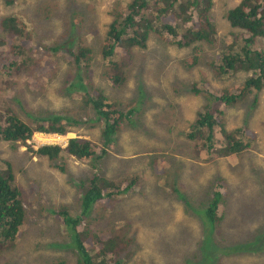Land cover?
Masks as SVG:
<instances>
[{"label":"rangeland","instance_id":"rangeland-1","mask_svg":"<svg viewBox=\"0 0 264 264\" xmlns=\"http://www.w3.org/2000/svg\"><path fill=\"white\" fill-rule=\"evenodd\" d=\"M52 1L53 0H14L12 2L14 4L9 5L6 1L4 2L3 0H0V15L17 14L26 10L28 11L26 13L28 23H33L37 21V11L41 9L42 6L51 4ZM84 1L86 2L90 0ZM115 1L118 0H94V3L91 5L92 9L87 12H82L81 18H85V22L82 24L83 27L81 26V31L84 32L86 30L83 36L87 44L94 45L96 41L100 42L103 40L102 37H99L100 35L96 40L93 39V29L88 28L87 19L98 24L96 29H99L101 32L108 26L107 22L112 16L110 11L115 6ZM229 1L230 0H212L210 17L215 24L214 29L216 30L211 36V38L214 37L211 44L212 46L210 43L206 46L204 44L205 42L200 41L192 44V47L190 46L189 48H180L172 42H169L167 47H164L161 41H159L153 34H150L147 39L145 48L134 46L136 52L138 50L141 52V57L145 59V62L144 64H135V67L131 69L130 73L144 84V91H157L160 90L162 86H165V89L156 96L151 92L149 94L150 99H142V101L145 104H148V107L151 108L149 112L137 114L138 110L132 111V114L130 115L131 118H128L125 124V131L121 132V144L124 146V149L118 156V159L121 158V161L110 160V164L112 166L119 165L122 161H125L133 169H130L133 174L135 172L141 176L139 182H142L144 187L142 188V185H139V182H137L135 185V191L129 187H127V191H124L126 187L125 184L128 183L127 181L131 180L132 177H130V179L122 177V183L120 184L119 189L124 192L119 193L118 189H113L117 193L116 196L112 195L114 197H110V201L108 200V197H105L106 202L103 201L105 199L98 201L95 204V207H97H94L95 209H93L87 216L86 220V222H89L90 226L96 224L98 226L96 227L97 230H104V232L107 233H109L110 230L113 231L114 226L117 228L116 231L122 228H128L126 234H122L124 242L119 245L120 252L126 251L122 254L124 257L120 256L116 246L112 249V251L117 253L118 258L123 260V264H137L138 260L136 259L140 256L151 257V261H155L156 264H193L195 263L193 259L199 257L200 263L203 264L205 261L204 259L202 260L205 254L204 250L212 247H214V251L218 250L220 252L224 251V249L220 247H228L230 250L241 249L234 253L232 258V263L234 264H264V257L261 259L260 257H257V254L247 253L243 247L240 248L241 244L238 242L240 239L249 242L252 241L248 233L252 232V235L250 236H255L256 231L251 228L248 218H264V212H262L257 206H254L250 209L242 208V212L239 213L237 206L239 204L244 205L252 203L251 200H253V198L257 201L264 199L257 195L259 192H262L264 195V191H259L260 185H263L264 188V165L256 166V171L254 173H247L245 170H242L245 169L246 166L235 164V161H238V157L241 156V153L235 154L236 152H234L229 155H220L219 158L213 154L211 150L207 151V155L210 153L209 157L206 158L204 162H201L200 160L206 156L203 155L206 153V147L200 145L201 143L197 140V137L199 136L191 139V141L186 139V134L191 130L190 125L193 123L196 115L198 117V113L195 115L197 108L194 103L197 102L195 94H198L197 92L201 91L200 87L203 88L206 86V91L218 94L217 90H219V87L221 86L230 89V91L237 92L239 91L240 85L242 86V84H246V73L239 69L235 71H232V69L227 73L228 75L225 74L227 75L225 78H218L221 74L218 73L217 75H214V71H212V69L210 70V64H208L207 67L200 63V61L192 63L189 59H184L188 53L190 54V51L200 45L202 51L198 49L195 51L194 49L197 58L201 59L204 56V58H207L208 62L212 61L219 65L222 61L224 43L230 40L237 44L242 43L243 38L246 37V33L239 28L232 27L226 19L228 8L234 4L231 3L228 5ZM127 2L128 0H120L119 4L124 6ZM59 5L60 7L65 6L64 1L60 0ZM57 10L58 4L52 5L48 19L54 21H50L49 24L51 26L47 25L44 28L37 30L39 34L51 37L46 43H48L50 39H54L53 37H55V35H60L63 17L55 20L57 18ZM157 12L158 10L154 12L153 19H155ZM1 17L2 16H0V18ZM20 17L25 21L24 15H20ZM166 17H170V19L167 20L169 24L179 23L178 21L180 18H178L175 12L173 15H166ZM74 23L76 24V27L79 24L76 19L73 18V24ZM33 24L39 26L44 23H41L39 20L38 23ZM192 25L193 24L190 22L186 23V26L190 28ZM197 27L198 25L195 26V28ZM240 38H242V40L239 41L238 39ZM78 42L77 37H74L72 40L74 50ZM52 44L53 43H48L49 46ZM69 44V42L64 43L63 48L66 51L69 48L67 47ZM3 47V45H0V50L3 49ZM155 50H157V52L154 53ZM39 52L38 55L43 56L41 48H39ZM60 52L63 53L64 51H57L53 56L49 55L47 64L49 65L50 72L45 74L44 79H42L41 75L36 77L35 72L32 78L24 77L15 83L33 84L34 77V83L42 80L45 81L43 84V91L40 92L39 95L33 96L31 100H25L23 105L24 111L27 110L36 113L41 111L42 108L47 107L52 110L58 109V113L64 115L72 110L71 105L77 102V104L82 106L85 110L83 114L80 113L85 123L78 131L80 135L77 138H89L90 140L91 137L98 135L99 128L104 126L105 122L104 120L96 119V111L85 104V95H82L80 87L86 84H102L105 78L107 81L110 79L107 77L104 78L102 75L101 68L105 66L102 65L98 53H95L96 59H90L87 61L89 66L98 64V67H89L91 73L90 76L95 77L94 79H86L85 74H83L84 67L80 69L79 76H76L73 72L69 74L70 76L66 75L63 73L65 68L64 64L73 61L74 56L65 58L64 60L57 59ZM192 56L193 54H190V57ZM19 59H21L20 56ZM186 62H188L189 66L185 64ZM41 64L45 65L46 62L42 61ZM84 64L85 61L81 63L82 66H84ZM109 72L116 76L115 71L111 68H109ZM4 73L9 75L8 72ZM251 74L252 73L250 72V75ZM66 76H69V79L74 77L77 81V84H74L73 88V91L76 89L77 92H74L73 95L69 97V100L65 96H62L61 92L56 90V88L63 87L61 89H64L66 87L67 84H64L65 79L67 78ZM189 76L198 77V81L193 80V78H190ZM182 80L189 84H182ZM174 83L180 88L179 91H181L186 103L185 105L183 98L178 100V105L183 107L182 110L185 117L177 124V128L185 129L184 127H187L188 130L184 131L185 134L182 138H173V140L170 141L169 139L165 144H157L155 142L157 137L162 135L160 134L161 130L163 129L162 133L166 131L165 126H163V128L161 126V124L165 122L166 115L162 111L163 109L161 106L159 107L161 101L156 97L161 98L164 93L169 92L171 88H173L172 86H169V84ZM199 84H201V86ZM120 86L121 85H110L107 89V92L109 93L104 94L105 97L114 102L117 107L120 106L125 110L133 106L141 105L136 104L138 98L141 97L138 95H131V90L127 91V87L124 92H121L119 89ZM149 88L150 90H147ZM179 91L175 90L177 94H179ZM250 93L251 94H249L246 99L250 102L257 99V107L249 121V125H242V118L249 111V105L247 106L248 108L246 105L240 104L227 106L221 116L222 118L226 115L228 116L227 118L230 119L231 122L228 125L229 128H247L250 132L254 134L257 133L256 140L252 144H250L251 140L248 141L250 145L247 148V153L250 156H246V161L251 158L255 163L264 164V85L260 87L258 91L255 90ZM70 100L71 102H69ZM8 104L9 101L2 98L0 99V109L8 106ZM215 104L216 102H213V105ZM213 113L216 117L214 111ZM17 114L23 118L24 121L25 119H28L26 115L22 116L19 113ZM157 115H159L157 120L154 122L152 121L153 123L150 126L152 131H147V128L149 127H143L146 118L148 117L150 119L151 116L156 117ZM185 118H191V120ZM30 122L31 125L34 124L33 121ZM120 125L119 122L116 127ZM172 131H175V129ZM35 133L37 132H34L25 142H10L16 145L12 150L9 146L10 143L7 141H0V167H2L3 170L6 169L5 167H11L16 173L14 184L18 185V188L21 191L23 204L28 200L33 203L26 213V219L21 229L20 236L14 241L16 246L11 248L10 244L3 245L0 243V264H44V257L48 256L52 251L58 252L56 244H54V247L52 248L49 243L67 240L68 245L72 244L73 246L72 237L70 235L71 232L65 235V232L63 233L61 228H57L56 216H54V212H51L50 210L62 203L66 204L69 202L77 214V183L79 180L85 181L86 176L95 172L96 168L99 166V163L95 161H90L88 164L86 160L71 157L68 165L65 161H57L61 166V168H59V166L54 167L52 165V161L50 160L53 159H50L47 156H40L43 159L41 167L45 168L47 165L53 169L50 170V178L44 180L41 184L40 180L35 177V164L32 163V157L39 156L35 151L40 147L45 146L47 142L52 144H59V142L58 139L44 140L46 139L45 137L50 135H34ZM131 135H133L134 139L130 138L132 143H129V137ZM54 136L58 137L57 134H54ZM170 136H172V134H170ZM141 139H145L143 145ZM135 142L138 145H135ZM153 144H157L161 150L156 152ZM145 145L148 149L144 148ZM29 148H33L34 151ZM153 153L162 155L165 159L164 162H161L163 166L162 172L154 171L150 165L149 157L151 156L150 154ZM169 154L171 155L168 156ZM101 167L102 166H99L97 171ZM165 169L166 171L164 172ZM114 170L115 169H113L111 173H113ZM211 173H213V175H220L230 184V191L227 195L228 199L230 198L228 203V206L230 207L228 209L229 212L231 211L230 216H236L235 220L240 221L238 226L232 227L233 232L228 236L227 242L225 243L223 239L220 241L221 237L214 233L210 236L208 231L204 233L200 232L198 223L199 219L195 216L194 209H191L192 211L190 213L189 221L182 218L181 205H183L184 201L180 198V195L182 196L181 192H184L185 199L192 201V207H195V205H197L195 201L200 200V194H202L201 196H204L205 192H202L203 185L201 184V180H196L193 177L199 178L200 175L206 174L204 175L206 178L204 181L205 183L208 180H211ZM164 178L174 179V181H176L175 189L177 188L178 190L173 192L171 187L162 183ZM37 185L46 191L40 199V202L43 204L35 203L36 200L31 197L32 194L39 190ZM151 190L153 191V194H151ZM39 191L42 192V189ZM121 193H125L126 196L121 198L120 196L123 195ZM191 193L194 194L195 201ZM151 195H153L152 200L150 202L145 201L148 200ZM107 202L110 203L108 206H106L108 204ZM135 202H137V204ZM160 204L168 206L170 209L174 208V216H169L164 210L159 208ZM40 207L46 208L47 210L38 213ZM101 213L105 216L104 220L101 217ZM112 213H116L117 215L115 221L111 219ZM118 214L120 217H118ZM165 217H170L172 222H176L170 224L166 223ZM227 225L230 226L229 223ZM166 230H168V233H164ZM222 230L231 232L228 228H222ZM132 236L134 238V243L129 242V239L132 240ZM88 246H90L89 242ZM70 251L71 250L69 249L68 252ZM68 259L70 258L68 257ZM140 261L142 262V260ZM48 262L53 264L54 260L49 258Z\"/></svg>","mask_w":264,"mask_h":264},{"label":"trees","instance_id":"trees-1","mask_svg":"<svg viewBox=\"0 0 264 264\" xmlns=\"http://www.w3.org/2000/svg\"><path fill=\"white\" fill-rule=\"evenodd\" d=\"M5 1L6 3H11L12 0ZM56 1L58 0H53L51 5L57 3ZM62 1L65 3V9L63 11V15L59 16V18L63 17L60 35H55V37H53L54 39H50L48 41V43H53L50 46L46 43V41L51 37L37 32V30L44 28L50 23H45V21L49 20V8H41L37 11L39 17L37 21L40 20L41 23H44L37 27L32 26L31 23H24L19 19L15 20V18L10 17V15H0L2 16L0 18V45L4 46L3 49L0 50L1 70L4 69V65L9 63L10 66L14 68L13 74L22 75V78H24L23 75H29L31 73L32 75L28 77L32 78L33 74L36 72V77L41 75L42 79H44L45 74L50 72L49 65L47 64L49 55L53 56L57 51H64L65 53L60 52L57 59L64 60L65 58H70L72 56H74V58L73 61L68 64H64L65 68L63 73L69 75L73 72V74L79 76V72L81 71L80 69L84 67L83 74H85L86 77H89L91 74L89 67H98V64L89 66L87 61L90 59H96L95 53H98L101 60H106L105 67L102 70V75L110 79L112 83L111 85L119 86L121 85L119 82L124 84L126 83V72L131 74L130 71L134 68L132 64H144L145 59L141 57L142 54L139 50L137 52L135 51L134 46L137 45L145 48L147 41L146 38L149 37L150 34L155 35L164 47H167L169 42H172L177 46L189 48L192 44L199 41L208 42L211 36L216 32L214 29L215 24L211 21L210 17L212 0H128L124 6L116 7L112 10L111 13L113 17L109 22V27L103 37V40L95 43L94 45H90L86 44L80 27H76L75 23L73 24V18L76 19L78 23L82 24L81 14L88 7L89 1ZM119 1L120 0L117 2ZM247 2H250V4L248 6V10L245 11L244 6ZM156 10H158V12L155 19H153L154 12ZM174 12L178 18H180L178 21L179 23L169 24L167 20H169L170 17H166V15H173ZM227 19L233 27H244L251 31L250 34L252 36L261 34L262 37H264V0H245L240 7L238 6L230 9L227 12ZM188 22L193 24L191 28L186 26V23ZM196 25H198L197 28H195ZM74 37H77V41H82L76 44L75 50L72 46V40ZM238 40L240 41L242 38ZM245 41L246 47H248V45L252 47L253 39L252 41L251 39H246ZM63 42L70 43L69 46H67L69 47L67 51L63 48ZM39 48L42 49L43 56L38 55L40 53ZM260 48L263 52H252L250 49H246V58L243 57L245 61L241 62L239 65L235 63L234 65L236 68L232 71L238 69L243 71L249 61H252L256 68L258 66L264 67V48L263 46H260ZM194 49L195 51H197V49L200 50V45ZM194 49L190 51V54H193V56L190 57V54L188 53L189 56H185L184 59H189L192 63L200 61V63L208 67L207 58H204L203 56V58L198 59L197 54L194 53ZM155 52H157V50H155L154 53ZM19 56L21 59H19ZM42 61L46 62V64L42 65ZM83 61H85L84 66L81 65ZM127 63L128 67L125 72V67L122 66H126ZM185 64L189 66L188 62ZM109 68L115 71L116 76L109 72ZM211 69L214 71L210 65V70ZM1 70L0 88L13 86L19 88L20 92H18V95L13 99L6 100L9 101L8 107L15 108L16 112L11 117H8V119L5 118L2 120L3 123L6 122L8 125L6 127L0 126V140L25 142L31 137L34 131L65 133L68 129L78 130L85 123L83 122L80 114H83L85 110L82 106H79L77 102L71 105L72 110L65 115L59 114L58 109L52 110L44 107L41 111L36 113L29 111L26 112L25 115L28 119H25L24 121V119L17 113L24 116L23 105L25 100H31L33 97L32 94H27L25 89L29 86H35L37 91L41 89L43 90V84H35L37 83H34L35 77L33 79V84H15L16 82L13 81L12 77L5 74ZM213 74L217 75L215 72ZM227 75H221L218 76V78H225ZM67 80L68 78L65 79L64 84L67 83ZM181 82L182 84H189L183 80ZM245 83L248 84L249 80L246 79ZM74 84V81L68 84V86L65 87V91L67 93H71L74 88ZM199 85L201 86V84ZM250 85L251 84H249V86ZM80 88L83 87L81 86ZM258 88H260V86ZM34 93L37 94L36 92ZM217 100L226 105H231L238 102L240 98L239 93L224 92L221 95H217ZM256 101L257 99L252 100V103L249 105V111L245 116H250L254 113L255 108L257 107ZM84 102L86 105L93 108L96 111V114L101 115L97 116L96 119L104 120L106 125V141L104 142L100 154L93 157V161L102 159V167L98 169L99 172L96 171L93 172L92 175L87 176L85 181L79 180L77 183V211L80 210V215L76 214L69 202L66 204L62 203L50 210L51 212H54V216H56L57 228H61L63 233L65 232V235L71 232L70 235L72 237L74 247L72 244L68 245L67 240L49 243L52 248L54 247V244H56L58 252L52 251L50 252L51 254L49 253L48 256L44 257V264H51L48 262L49 258L54 260L53 264H123V260L119 259L117 253L112 251V249L116 246L121 257H124L122 254L126 252H120L119 245L124 242L122 234H126L128 228H122L116 231L117 228L114 226L113 231L110 230L109 233L104 232V230L99 231L96 228L98 227L96 224H94V226H90L89 222H86V217L90 214L91 210L97 207L93 208L95 203L103 199H105L103 201L106 202L105 197H108V200L110 201V197L116 196L117 193L113 189H118L120 193L127 191V187H129L135 191V185L139 182L141 176L135 172L133 174L130 171L132 168L125 161H122L119 165L112 166L109 163L107 166H104L105 159L110 156V153L106 150V148L110 149V146L116 144V138L115 136L111 137V133L114 131L113 128L119 124V121L115 117H107L106 111L111 107V101L106 98L104 94L91 96L85 95ZM162 111L165 113L166 117L165 122L162 124L160 122V124L162 128L165 126L166 131L162 133L163 129L161 130L160 134L162 135L158 136L155 142L157 144H165L169 139L171 141L173 138H179L181 135L184 136L185 132L182 130L188 129L177 128V124L184 116L179 117L177 124L174 127L175 107L172 101L164 100ZM220 111L224 112V108H220ZM158 116L159 115L156 117L151 116L150 119L147 117L143 127L148 126L149 128H147V131H152L150 126L155 120H157ZM214 118L215 116L212 109L209 108L208 110H203L202 113L199 114L198 118H196L190 125V132L186 134V139L190 141L191 139L199 136L197 137V140L201 143L200 145L206 147V153L203 154L206 156L200 160L201 162H204V160L209 157L210 153L207 155V151L209 150H211L216 156L229 155L234 152H236L235 154H238L247 149L249 145L256 140L255 137L254 139H251L250 144L248 142H244L236 136L239 132V129L237 128L230 131L227 145L226 140L214 135L216 125ZM30 121H33L34 124L31 125ZM173 129H175V131H172ZM170 134H172V136H170ZM157 144H153L156 152L161 150ZM15 147V144L10 146L11 149H14ZM144 148L148 149L146 145ZM29 149L34 151L33 148ZM60 150L61 148L59 146L46 145L40 147L35 152L39 156H47L50 159H58L61 156ZM68 153L77 159L87 158L95 154V148L93 144H91L89 138H73L69 141ZM150 155L149 162L152 169L156 172H162L163 166L161 162H164V157L154 153ZM170 155L171 154L168 156ZM113 169L115 170L111 173ZM246 170L254 173L256 171V166L248 167ZM165 171L166 169L164 172ZM211 174V180H208L205 183L204 181L206 178L204 175L206 174L200 175L199 178L193 177L196 180H201V184L203 185L202 192H205L204 196H201L202 194H200V200L197 201H195L194 194L191 193L194 201L197 203L195 207H192L193 202L185 199L184 192H181L182 196L180 195V198L184 201L183 205H181L182 218L189 221L190 213L192 211L191 209H194L195 216L199 219L198 223L200 232L204 233L208 231L210 236L214 233L215 235L221 237L220 241L223 239L225 243L227 242L228 236H230L233 232L232 227L238 226L240 221L235 220L236 216H230L231 211L229 212L228 209L230 207L228 206L230 198L228 199L227 195L230 191V184L220 175ZM122 177L125 179H130V177H132L131 180L127 181L128 183L125 184L126 187L124 191L119 189L120 184L122 183ZM87 180H90V184H87L86 187ZM12 181L13 174L11 173V170L8 169L7 171H3L2 167H0V243L3 245L10 244V247H15L16 245L14 241L16 238L18 239L21 234V229L26 219V211L23 208L21 191L17 188V186L12 184ZM162 183L171 187L173 192L178 190L177 188L175 189L176 181H174V179L164 178ZM139 185H142V188L144 187L142 182H139ZM260 187L263 189V185ZM121 194H123L120 196L121 198L126 196L125 193ZM151 194H153L152 190ZM152 198L153 195L145 201L150 202ZM251 202L252 203L249 204L237 205L239 213L242 212V208L250 209L254 206H257L262 212H264V200L257 201L253 198ZM135 203L137 204V202ZM109 204L110 203L106 206ZM159 208L164 210L169 216H174V208L170 209L168 206L163 204H160ZM43 210L46 211L47 209L41 208L40 213ZM101 217L103 220L105 219V216L102 213ZM118 217H120L119 214ZM115 218H117L116 213H112L111 219L115 221ZM165 218L166 223L170 224L176 222H172L170 217ZM248 221L251 224V228L256 231V235L250 236L252 235V232L248 233L250 239L252 240L251 242L239 238L240 240H238V242L241 244L240 248L243 247L247 253L257 254V257L262 259V257H264V218H248ZM228 223L230 226L227 225ZM222 228H228L231 232L223 231ZM164 233H168V230L164 231ZM88 242L90 243V246H88ZM129 242L134 243L133 236L132 240L129 239ZM220 248L224 249V251H214V247L205 249V254L202 258V260H205L203 264H234L232 263L234 253L241 249L230 250L228 247ZM69 249L71 250L70 252H68ZM68 257L70 259H68ZM151 259L152 258L148 256H140L137 257L136 260H138L139 264H142V262L143 264H154ZM140 260H142V262ZM193 260L195 262L193 264H201L199 257H196Z\"/></svg>","mask_w":264,"mask_h":264},{"label":"clouds","instance_id":"clouds-1","mask_svg":"<svg viewBox=\"0 0 264 264\" xmlns=\"http://www.w3.org/2000/svg\"><path fill=\"white\" fill-rule=\"evenodd\" d=\"M3 1L5 2V0H3ZM13 1L14 0H12L11 3H9V5H13L14 4V3H12ZM244 1L245 0H230L228 5H230L231 3H234V4L230 8H228L227 12L230 9L236 8L238 6L240 7L241 4ZM56 2L57 3H54V4H58V10L56 11L57 18L55 20H57L59 18V16H62L63 15V11L65 9V6H61L60 7V5H59L60 0L59 1H56ZM93 3H94V0H90L89 1V3H88L89 5L85 9V12L89 11L90 9H92L91 8V5ZM159 3H161V2H159ZM249 4H250V2H247V4L244 6V10L245 11L248 10ZM120 6L121 5L119 4V2L115 1V6L113 7V9L116 8V7H120ZM51 7H52L51 4L42 6V8H49V9ZM112 10L110 11V14L111 15H112V13H111ZM27 12L28 11L25 10V11L19 12L17 14H9V15H10V17H14L15 20L16 19H19V20L23 21L24 23H28V19H27V16H26V13ZM49 14H50V10H49ZM20 15H24L25 16V21L21 19ZM112 17H113V15L111 16V18ZM226 19H227V13H226ZM81 20H82V24H84L85 18H83V19L81 18ZM110 20L107 22V25L108 26L105 27V29L100 32L99 29H96V26L98 24H95V22H91L89 19H87L88 28H92L93 29V34H92L93 35V39L96 40L99 35H100L99 37H102V38L104 37V35L106 34V32L108 30ZM38 21H35L33 23H38ZM50 21H54V20H47V21H45V23L46 22H50ZM33 23H31V25L32 26H35ZM229 23H230V21H229ZM82 24L79 23L78 26H77V27H80V30H82V28H81ZM48 26H51V25L48 24ZM35 27H37V26H35ZM234 28H239V29L243 30L246 33V37L243 38L241 44H237V43H235L232 40H230V41H228V42H226V43L223 44L222 61H221V63L219 65L213 63L212 61H209L208 62V64L211 65V67L213 68V70H214V72L216 74L219 73L221 75H225V74L229 73L232 69H235L236 68L235 65H234L235 63H237V65H239L241 62L245 61L244 58H246L245 57V51H246V49H250V51H252V52L253 51L263 52V50L260 48V46H263L264 47V41H263L264 40V37H262L261 34L254 35L255 36L254 37V36H252L250 34L251 31H249L247 28H244V27H241V28L240 27H234ZM84 32L81 31L82 34H85ZM251 36H252V38H251ZM148 38L149 37H147L146 39H148ZM246 39H251V41L253 39V45H252V47L250 45H248V47H246V41H245ZM79 42H82V41H79ZM212 42H213V39H210L208 42L205 41L204 44L207 46L208 43H210V45H211ZM96 43H98V41H96ZM136 46L137 45H135V47ZM178 47L183 48V46H178ZM200 51H202V49H200ZM100 60H101V58H100ZM101 62H102V65L105 66L106 60H103L102 59ZM132 66L135 67V64H132ZM122 67H125V72H126L127 67H128V63H127L126 66H122ZM103 68L104 67H102L101 69L103 70ZM0 70H1V68H0ZM1 71L2 72H8L9 75L12 77V79H13L14 82H17V81H19V80L22 79V75L13 74L14 68L12 66H10L9 63H7L6 65H4V69H2ZM242 72L246 73L245 76L247 77L246 79L249 80V83L248 84H242V86L240 85L239 91H237V92L236 91H230V89H226L225 87L221 86V87H219L220 89L217 90L218 91V94H214V93H211L209 91H206L205 90L206 89V86H204L203 88L201 87V91L198 94L195 95L197 97V102H195L194 105L197 108L198 116H199V114L202 113L203 110H205V109L208 110L209 108L212 109L215 112L216 117H217V118L216 117L214 118V120L216 122V125H217V126L215 125V134L214 135L215 136H218L219 138H221L223 140H226L227 141V143H226L227 145H228V139H229L230 131L235 130L237 128L236 127H234V128H229L228 127V125L231 122H230V119L227 118L228 116L226 114H225L226 116L224 118H222L221 114L223 112L220 111V108H224L225 109V107L230 106V105H226L223 102L217 100V95H221L224 92L239 93L240 100L238 102H236V103L231 104V105L240 104V105H246V107H247L252 102L248 101L246 99V97L249 94H251L250 92H253L255 90L258 91L259 90V88H258L259 86L262 87L264 85V67H261V66L259 67L258 66L256 68L253 65V62L252 61H249V63L245 66V68H244V70ZM250 72L252 73L251 75H250ZM30 75H32V74L30 73L29 75H23V76L24 77H28ZM126 76H127V81H126L125 84L122 83V82H119V84H121V86L119 87L120 91L121 92H124L125 89H126V87H127V91L131 90V95L133 94V95H138L139 97H141V98H138V100L136 101L137 102L136 104H141V105L140 106H133V107L128 108V109L125 110V109H122L120 106L117 107L115 105V103L111 101V103H110L111 107L108 108L107 111H106L107 117H115V118H117L121 125L118 126V127H114L113 128L114 131L111 133V137L112 136H115V138H116L115 139L116 144L110 146V149L106 148V150L109 151L110 156H108L105 159L104 166H107L110 163V160H113V161L114 160H118V156H119L120 152L124 149V146L121 144V138H122V133L121 132L122 131H125L126 121H127L128 118H131L130 114L132 113V111L133 110H138L137 114L149 112L151 108L148 107V104H145L142 101V99L149 98V94L151 92L154 94V96H156L158 93L160 94L165 89V86H162L160 90H157V91H152L151 90V92H147V91H144L143 90L144 89L143 88L144 84L142 82H140L136 77H134L132 74H129L127 72H126ZM248 77H250L251 79L248 78ZM94 78L95 77L90 76V75H89V77L88 76L86 77V79H94ZM190 78H193V80L198 81V77H194L193 76V77H190ZM73 81L75 82V84L77 83V81H76V79L74 77L72 79H69L68 78L67 83H66L67 84L66 86H68V84H70ZM44 82L45 81L42 80V81H39L37 83L38 84H44ZM111 84H112L111 81L110 80L107 81L106 78H105V80H104V82L102 84H86V85L82 86L83 88H80V91L82 92V95H86V96L99 95V94L100 95L107 94V93H109V92H107V89L109 88V86ZM249 84H251V85L249 86ZM56 90L59 91V92H61V95L62 96H65L66 98H68V100H69V97H71L74 92H77L76 89H74V91L72 89V92L71 93H67L65 91V88L64 89L56 88ZM147 90H150V88L147 89ZM175 90L176 89L171 88V90L169 92H167V93H164L161 98L160 97H156L158 100L161 101L159 103L160 104L159 107L161 106L162 109H163L164 100H166V101H172L174 103V107H175L174 127L176 126L177 120L179 119V117H181V116H184L185 117L184 112L182 110L183 107L181 105H178V100H180V99L183 98L184 103H185V99H184L183 95L181 94V91H179V94H177L175 92ZM31 91H33V92H31ZM42 91H43L42 89L39 90V91H37V88L35 86H29V87H27L25 89V92L27 94H32L33 96L39 95V93L42 92ZM18 92H20L19 88H16V87H13V86L3 87V88H0V98L5 99V100L13 99L14 97H16L18 95ZM34 92H36L37 94H35ZM245 99H246L247 102L245 101ZM69 102H71V100ZM213 102H216V104L213 105ZM256 103H257V101H256ZM185 105H186V103H185ZM146 108H148V109H146ZM15 112H16V110L13 107L5 106L4 108H1L0 109V126L6 127L8 125V123L7 124H6V122L3 123L2 120L5 119V118L8 119V117H11ZM26 112H28V111L25 110L24 111V115L26 114ZM252 115H250V116H244L242 118V125H249V121H250ZM95 116L97 118V116H101V115L96 114ZM184 117H183V119H184ZM104 118H106V117H104ZM185 119H187V118H185ZM188 119L191 120V118H188ZM82 120H83V117H82ZM83 122H85V121L83 120ZM83 126H84V124L82 125V127ZM82 127H80L78 130L68 129L67 132L60 133L58 135L57 139H58V142H59V145H60L61 153L62 154H61V156L58 159L55 158L53 160H50V161H52V165L54 167L59 166V168H61V166L57 163V161H65L66 164L68 165L69 159L71 157L76 158L73 155H71V154L68 153L69 141H70V139L77 138L80 135L78 133V131ZM184 128H187V127H184ZM238 129H239V132L236 134V136L238 138L242 139L244 142H248L249 140L254 139L256 137V135H257V133L254 134V133L250 132L249 129H247V128H238ZM182 131L184 132L186 130H182ZM102 132H103V135H102ZM105 132H106V125H104V126H102V127L99 128L98 135L97 136L95 135L94 137H91L90 142H91V144H93V146L95 148V154L93 156H89L87 158H81L82 160H86L87 163L89 164L90 161H93L94 160L93 159L94 156H96L97 154H100V152H101V150L103 148L104 142L106 141ZM182 137H183V135L180 136V138H182ZM130 138L131 139H134L133 135H131L129 137V143H132L130 141ZM141 140H142V145H143L145 139H141ZM0 141H7L8 143L13 142V141H9V140H0ZM12 144L13 143H10L9 146H11ZM134 144L135 145H138L136 142ZM134 148H135V146H134ZM240 153H241V156L238 157V161H235V164L236 165L246 166V168L244 169L245 172L251 173L250 171L246 170L248 167L258 166V165H264L262 163L260 164V163L253 162L251 160V158L248 161H246V156H250L247 153V149L241 151ZM134 157H137V156H134ZM217 157L220 158V155L217 156ZM32 158H33L32 159V163L35 164V169H34L35 170V177L38 178L40 180L41 184H42V182L44 180L50 178L49 177L50 174H51V171L50 170H53V169L51 167L47 166V165H46V167L48 169L46 167L45 168L41 167V164L43 163L42 157L35 156V157H32ZM119 160H121V158ZM95 162L99 163V166H102V159H98ZM97 168H96L95 172L97 171ZM8 169H10L11 170V173L13 174L12 184L14 186H17V188H18V185H15L14 184L15 174L16 173L11 169V167L8 166L3 171H7ZM90 175H92V174H90ZM90 175H88V176H90ZM87 184H90V180H87L86 181V187H87ZM37 187L39 188V190L42 189V192H40L38 190L36 193L32 194L31 197L36 200L35 203L43 204L42 202H40V199H41L42 195L45 194L46 191L43 188H41L39 185H37ZM259 191H264V188L261 189V187H259ZM257 195L264 198V195H263L262 192H259ZM32 205H33V203L31 201H29V200L26 201V203L23 204V208L26 211V213L28 212V210L30 209V207ZM40 211H41V207L38 209V213ZM79 212H80V210L77 211V214L78 215H80ZM11 248H14V246H11ZM212 257H214V256H212ZM152 262L154 264H156L155 261H152Z\"/></svg>","mask_w":264,"mask_h":264},{"label":"bare ground","instance_id":"bare-ground-1","mask_svg":"<svg viewBox=\"0 0 264 264\" xmlns=\"http://www.w3.org/2000/svg\"><path fill=\"white\" fill-rule=\"evenodd\" d=\"M169 86H172L173 89H176V90H178V91L180 90V88H179L178 86H176V84H169ZM196 113H197V111L195 112V115H196ZM195 115H194V116H195ZM196 118H198L197 115H196ZM196 118H195V119H196ZM195 119H194V120H195ZM34 132H37V133H35L34 135H37V134H39V135H43V134L50 135V136H48V137H45L46 139H44V140L57 139V137H55L54 134H57V135L60 134V133H58V132H52V131H51V132L34 131ZM34 132H33V133H34ZM46 145H50V146H59V147H60L59 144H52V143H50V142H47ZM46 145H45V146H46ZM82 194H83V193H82ZM100 201H101V200H100ZM95 204H96V203H95ZM94 207H95V205H94ZM94 207H93V208H94ZM91 212H92V210L90 211V213H91Z\"/></svg>","mask_w":264,"mask_h":264}]
</instances>
